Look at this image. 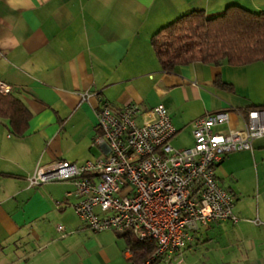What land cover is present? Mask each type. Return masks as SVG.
Instances as JSON below:
<instances>
[{"label":"crops","instance_id":"crops-1","mask_svg":"<svg viewBox=\"0 0 264 264\" xmlns=\"http://www.w3.org/2000/svg\"><path fill=\"white\" fill-rule=\"evenodd\" d=\"M231 5L264 13V0H0V82L32 116L22 137L0 119V264H133L121 234L93 233L77 217L72 183L29 188L26 178L37 165L104 156L92 145L102 101L113 111L163 105L176 129L171 145L188 137L181 149L208 113L231 112L221 133L243 129L240 115L264 100V63L194 62L166 74L150 46L180 16L214 17ZM215 175L234 194L238 222L199 229L155 264H264V136L252 151L226 155Z\"/></svg>","mask_w":264,"mask_h":264},{"label":"built area","instance_id":"built-area-1","mask_svg":"<svg viewBox=\"0 0 264 264\" xmlns=\"http://www.w3.org/2000/svg\"><path fill=\"white\" fill-rule=\"evenodd\" d=\"M0 93H9L2 82ZM230 114L222 110L196 119L192 146L177 149L170 143L176 129L163 105L142 109L130 103L113 111L102 101L92 145L101 147L104 156L82 164L55 160L37 165L26 178L28 187L72 183L78 198L73 210L91 232L128 233L139 242L152 241L156 250L145 264L168 260L199 229L238 222L234 194L220 186L215 170L226 155L252 151L254 140L264 136V113L248 110L240 115L243 129L219 132ZM56 231L66 235L61 225Z\"/></svg>","mask_w":264,"mask_h":264},{"label":"trees","instance_id":"trees-1","mask_svg":"<svg viewBox=\"0 0 264 264\" xmlns=\"http://www.w3.org/2000/svg\"><path fill=\"white\" fill-rule=\"evenodd\" d=\"M150 46L160 70L166 74L194 62L230 66L264 63V13L237 5L226 7L214 17H207L203 11H192L154 33ZM248 110L264 111V100ZM31 117L19 98L12 93H0V119L8 122L14 136L25 134ZM121 237L132 254L133 264H145L156 250L152 241L139 242L128 233Z\"/></svg>","mask_w":264,"mask_h":264},{"label":"rangeland","instance_id":"rangeland-1","mask_svg":"<svg viewBox=\"0 0 264 264\" xmlns=\"http://www.w3.org/2000/svg\"><path fill=\"white\" fill-rule=\"evenodd\" d=\"M180 140L183 141L184 143H185V141H188L187 135L186 134L179 135L177 138H175L173 140L172 145L175 148L181 149L183 146L182 144H184V143L180 142Z\"/></svg>","mask_w":264,"mask_h":264}]
</instances>
